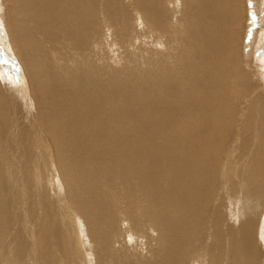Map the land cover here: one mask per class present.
<instances>
[{
    "label": "bare ground",
    "instance_id": "6f19581e",
    "mask_svg": "<svg viewBox=\"0 0 264 264\" xmlns=\"http://www.w3.org/2000/svg\"><path fill=\"white\" fill-rule=\"evenodd\" d=\"M0 58V264H264V0H0Z\"/></svg>",
    "mask_w": 264,
    "mask_h": 264
},
{
    "label": "rangeland",
    "instance_id": "374dc122",
    "mask_svg": "<svg viewBox=\"0 0 264 264\" xmlns=\"http://www.w3.org/2000/svg\"><path fill=\"white\" fill-rule=\"evenodd\" d=\"M3 35H4V33H3ZM1 59H2V61H1ZM0 61H1V62H0V70H1L2 67H8L7 69H11V68L14 67V66H10V65L12 64L11 61H5L3 58H0ZM5 63H6L7 65H6ZM242 199H243V198H242ZM242 199H241V201H240L238 204H237V202H236L235 205H236L237 207H238V206L242 207V201H243ZM240 204H241V205H240ZM235 205H234V206H235ZM240 207H238V208H240ZM232 215H234V214H232ZM232 217H233V216H232Z\"/></svg>",
    "mask_w": 264,
    "mask_h": 264
}]
</instances>
